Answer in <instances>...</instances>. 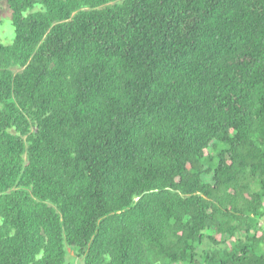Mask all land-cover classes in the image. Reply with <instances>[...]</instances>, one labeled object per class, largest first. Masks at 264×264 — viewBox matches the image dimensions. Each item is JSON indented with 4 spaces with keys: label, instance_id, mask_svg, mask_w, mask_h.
I'll list each match as a JSON object with an SVG mask.
<instances>
[{
    "label": "trees",
    "instance_id": "1",
    "mask_svg": "<svg viewBox=\"0 0 264 264\" xmlns=\"http://www.w3.org/2000/svg\"><path fill=\"white\" fill-rule=\"evenodd\" d=\"M4 10L0 264H264V0Z\"/></svg>",
    "mask_w": 264,
    "mask_h": 264
},
{
    "label": "rangeland",
    "instance_id": "2",
    "mask_svg": "<svg viewBox=\"0 0 264 264\" xmlns=\"http://www.w3.org/2000/svg\"><path fill=\"white\" fill-rule=\"evenodd\" d=\"M9 13L8 11H2L0 13V36H2L3 38L4 37H8L10 35V31H11V28L9 27ZM3 43H9V42H6L4 40H2ZM210 179V176H205L204 177V181H209ZM69 252V255L70 256H74L73 252L68 250Z\"/></svg>",
    "mask_w": 264,
    "mask_h": 264
}]
</instances>
